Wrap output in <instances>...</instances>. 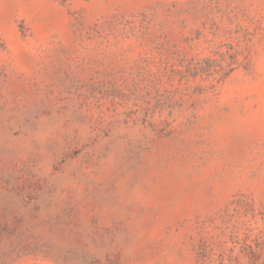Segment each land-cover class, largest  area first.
I'll use <instances>...</instances> for the list:
<instances>
[{
    "label": "rangeland",
    "instance_id": "obj_1",
    "mask_svg": "<svg viewBox=\"0 0 264 264\" xmlns=\"http://www.w3.org/2000/svg\"><path fill=\"white\" fill-rule=\"evenodd\" d=\"M0 264H264V0H0Z\"/></svg>",
    "mask_w": 264,
    "mask_h": 264
}]
</instances>
